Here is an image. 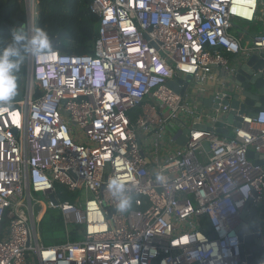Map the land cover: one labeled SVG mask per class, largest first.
Here are the masks:
<instances>
[{
  "label": "built area",
  "instance_id": "built-area-1",
  "mask_svg": "<svg viewBox=\"0 0 264 264\" xmlns=\"http://www.w3.org/2000/svg\"><path fill=\"white\" fill-rule=\"evenodd\" d=\"M22 1L34 29L38 0ZM90 11V53L25 58L23 97L0 106V264H264V236L247 255L237 232L264 198V109L252 117L234 100L243 60H264V0H90ZM113 177L131 190L127 212ZM49 210L65 240L45 246Z\"/></svg>",
  "mask_w": 264,
  "mask_h": 264
},
{
  "label": "trees",
  "instance_id": "trees-1",
  "mask_svg": "<svg viewBox=\"0 0 264 264\" xmlns=\"http://www.w3.org/2000/svg\"><path fill=\"white\" fill-rule=\"evenodd\" d=\"M39 15L35 28L45 29L53 50L69 55L90 53L92 41L97 33V19L90 11V0H38ZM26 14L22 0H0V48L11 43L14 29L25 27ZM26 67L24 60L17 73V94L7 103L12 104L23 97ZM2 104H0L1 106ZM62 201H72L75 197L61 186H57ZM77 226L70 227V239H78ZM39 235L45 246L57 245L65 240V224L58 211H47L40 224Z\"/></svg>",
  "mask_w": 264,
  "mask_h": 264
},
{
  "label": "water",
  "instance_id": "water-1",
  "mask_svg": "<svg viewBox=\"0 0 264 264\" xmlns=\"http://www.w3.org/2000/svg\"><path fill=\"white\" fill-rule=\"evenodd\" d=\"M55 41H52V48ZM186 81H189V77L186 78ZM235 86L239 89L240 94L234 96L236 100L240 95L245 99L244 103L240 107V113L246 112L250 116H255V114L264 109V60H261L256 55H251L250 57L243 60L241 67L238 70L237 75L235 76ZM171 87L176 92H180L183 95V91H179L174 82L169 83ZM254 88V92L251 91V88ZM205 106H209V101H204ZM236 108L237 103L232 104ZM234 113H230L229 116L225 119L228 124L233 126H238V119L235 122L233 121ZM219 134L227 135V129H218ZM182 134L183 137L187 134V130L178 131L176 137H174L175 142L179 146H183L185 139L182 137L177 139L179 135ZM249 159H254L256 164H262L263 161L261 157L253 154L252 152L247 153ZM53 200V198H52ZM241 223L237 228L238 237L242 243L241 248L245 254L252 253H262L263 249L260 247L263 242L264 236V199L262 202L256 206L252 205L250 201L245 209L240 214ZM261 225V227H260ZM214 236L213 234L211 235ZM249 262H257L258 258H248ZM264 262V261H263Z\"/></svg>",
  "mask_w": 264,
  "mask_h": 264
},
{
  "label": "clouds",
  "instance_id": "clouds-1",
  "mask_svg": "<svg viewBox=\"0 0 264 264\" xmlns=\"http://www.w3.org/2000/svg\"><path fill=\"white\" fill-rule=\"evenodd\" d=\"M53 51L52 41L48 32L43 28L14 29L11 43L0 48V104L11 102L17 94V73L20 71L23 60H33L45 57ZM101 76L100 71H96ZM158 182H163L162 174L157 173ZM107 189L116 201L119 212H127L132 206L131 190L127 185L115 177L110 178Z\"/></svg>",
  "mask_w": 264,
  "mask_h": 264
},
{
  "label": "rangeland",
  "instance_id": "rangeland-1",
  "mask_svg": "<svg viewBox=\"0 0 264 264\" xmlns=\"http://www.w3.org/2000/svg\"><path fill=\"white\" fill-rule=\"evenodd\" d=\"M253 28H254V29H256V28H257V29H260V25H257L256 27L253 26ZM246 40H248L247 37H246ZM242 42H244V40H243ZM251 91L254 92V88H253V87L251 88ZM134 114H135V112H134ZM168 130H169V133L172 134L173 132H175L176 129H175V127L171 126L170 128H168ZM263 196H264V194H263ZM37 197H39V199H41V200H44L43 197L40 196V195H37ZM263 199H264V198H263ZM260 227H261V225H260Z\"/></svg>",
  "mask_w": 264,
  "mask_h": 264
},
{
  "label": "bare ground",
  "instance_id": "bare-ground-1",
  "mask_svg": "<svg viewBox=\"0 0 264 264\" xmlns=\"http://www.w3.org/2000/svg\"><path fill=\"white\" fill-rule=\"evenodd\" d=\"M4 113H5V111L0 109V114H4Z\"/></svg>",
  "mask_w": 264,
  "mask_h": 264
},
{
  "label": "crops",
  "instance_id": "crops-1",
  "mask_svg": "<svg viewBox=\"0 0 264 264\" xmlns=\"http://www.w3.org/2000/svg\"><path fill=\"white\" fill-rule=\"evenodd\" d=\"M191 93H192V91H191Z\"/></svg>",
  "mask_w": 264,
  "mask_h": 264
}]
</instances>
